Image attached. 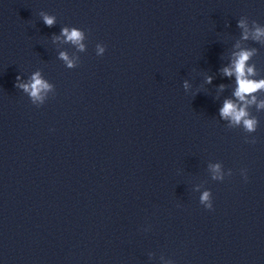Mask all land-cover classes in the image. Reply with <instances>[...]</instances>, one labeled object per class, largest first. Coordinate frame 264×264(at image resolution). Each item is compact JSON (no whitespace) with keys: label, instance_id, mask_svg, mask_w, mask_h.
Wrapping results in <instances>:
<instances>
[{"label":"water","instance_id":"obj_1","mask_svg":"<svg viewBox=\"0 0 264 264\" xmlns=\"http://www.w3.org/2000/svg\"><path fill=\"white\" fill-rule=\"evenodd\" d=\"M256 27L264 0H0V264H264V89L254 131L219 112L234 53L264 80Z\"/></svg>","mask_w":264,"mask_h":264},{"label":"clouds","instance_id":"obj_2","mask_svg":"<svg viewBox=\"0 0 264 264\" xmlns=\"http://www.w3.org/2000/svg\"><path fill=\"white\" fill-rule=\"evenodd\" d=\"M43 22L48 27L53 26L55 23V17L49 15H43ZM238 26L240 28L245 29L243 34V39H248V30L245 22L243 20L238 22ZM61 35L66 38V42H71L78 46L80 50L84 49V44L82 40L84 39L83 31L72 28L69 29L67 27L61 30ZM264 37V28L256 27L253 33L254 40H260ZM55 39H59V37H55ZM105 51L104 48H99V53H103ZM255 49L249 50H241L237 53H234V59L231 62V65L228 67H224L222 72L227 77L235 76L236 80V89L233 95L238 99V101L243 102L242 105H238L231 99H225L223 102V107L219 109L220 116L223 119L230 120L232 124L239 125L243 124V127L247 131H254L257 126V121L255 118H248L249 114L247 112V107L250 104L256 103V97L254 95L251 96V99H247L249 95L255 93L258 90L264 89V80H252L249 79V76L254 74V68L250 66H246V62L249 58L254 54ZM60 58L66 62L68 67L73 66V61L69 59L68 55L64 52L60 53ZM17 83L16 87L23 89L24 92L28 93L33 101L43 100V93H46L51 89V85L41 77L39 72L33 73L29 83H20V77H16ZM212 77L209 76L207 78V82L211 83ZM184 87L187 88L188 84L185 82ZM223 89L224 85L220 86ZM258 108H264V101H260L257 104ZM213 171L217 173L214 178L221 179L219 176L220 167L219 165L213 166ZM247 179V178H246ZM209 200V193H203L201 197V202H206ZM208 209H212L213 205L211 203L207 204Z\"/></svg>","mask_w":264,"mask_h":264}]
</instances>
